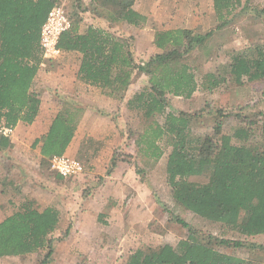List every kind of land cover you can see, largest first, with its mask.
Listing matches in <instances>:
<instances>
[{
	"label": "trees",
	"instance_id": "1",
	"mask_svg": "<svg viewBox=\"0 0 264 264\" xmlns=\"http://www.w3.org/2000/svg\"><path fill=\"white\" fill-rule=\"evenodd\" d=\"M76 1V10L68 14L71 25L61 33L58 46L63 54L79 55L78 78L110 96L123 97L142 73L147 75L143 87L128 100L129 108L144 122L134 139L136 172L146 176L168 146L167 182L179 204L240 236L264 235V112L258 120L250 117L228 131L218 122L212 136L193 130L191 114L168 111L166 102L168 95L190 98L197 91L264 79V41L226 49L228 61L215 70L200 73L189 62L195 50L205 49L215 30L230 22L231 14L244 9L243 0H213L212 15L219 23L207 32L187 27L157 30L153 43L161 52L143 64L136 63L130 41L103 27L82 29L79 14L89 10L111 24L141 29L148 16L135 9V0H92L91 8L83 0ZM58 4L59 0H0V126L31 124L39 115L42 99L35 87L43 59L41 31ZM80 110L78 102L64 101L48 131L35 140L32 147L40 146V166L50 167L52 157L67 152L81 120ZM225 111L219 109L218 113L223 116ZM12 147L10 138L1 136L0 154ZM112 158L109 172L116 164ZM56 177L65 178L59 173ZM200 178L204 181L197 180ZM176 220L188 227L185 238L158 249L137 248L125 264H264L222 249L243 246L241 239L201 235L183 218ZM61 222L57 205L42 206L27 195L0 221V258L47 248L40 263L49 264L54 254L53 235Z\"/></svg>",
	"mask_w": 264,
	"mask_h": 264
},
{
	"label": "rangeland",
	"instance_id": "2",
	"mask_svg": "<svg viewBox=\"0 0 264 264\" xmlns=\"http://www.w3.org/2000/svg\"><path fill=\"white\" fill-rule=\"evenodd\" d=\"M83 2L91 8L92 0ZM183 2V0L177 2L179 4L177 8ZM169 4L167 1L166 6ZM59 5H63L68 14H72L73 10H76L77 1L59 0ZM211 5L213 0H189L185 3L183 11L189 13L188 18H184V27L196 32H207L215 28L219 20L212 15ZM243 5L244 9L239 8L228 17L230 22L225 27L214 31L205 49L192 53L189 62L198 72L215 70L218 64L228 61L226 49L242 48L257 41H264V0H243ZM175 11L176 8L173 12ZM79 14L82 16V29L88 25L103 27L123 40L130 41L137 64L148 63L155 54L161 52L151 41V34L141 35L139 29L122 23L111 24L105 17L95 15L89 10L80 11ZM130 36H134V39ZM70 56L71 60L78 59L75 54ZM61 60L62 55L58 60L48 62L46 67L41 68L43 73L63 69ZM49 66L52 69L49 70ZM146 80L147 75L142 73L132 87L139 89ZM57 86V88L43 86L41 83L37 84L35 89L40 93L54 90L56 95L54 100L58 101V94L61 93L60 86ZM166 102L168 111L191 114L193 130L213 136L214 127L218 122L222 121L223 131H228L232 125L245 123L250 117L256 120L261 117V113L264 112V79L245 81L242 84L231 83L214 91H197L190 98L168 95ZM78 106L83 108L80 110L81 118L85 103L78 102ZM219 109L226 110V114L220 116ZM132 115L129 130L134 140L144 122L136 113ZM160 120L163 121V117L160 116ZM27 132V126L19 128V131L16 129L18 136ZM25 143L24 141L17 146L15 142L9 152L0 154V221L12 213L27 195L37 198L42 206L57 205L62 211V222L53 235L54 254L49 264H125L127 258L137 248L158 249L166 242L177 244L179 240L185 238L189 229L182 226L176 220L177 217L183 218L199 234L202 233L201 235L210 233L218 237L241 239L243 246H226L222 249L240 257L264 261V248L260 247V244H264V235L240 236L236 232L224 229L216 222L196 215L173 198L166 175L165 156L170 150L168 146L165 155L145 178L142 177L141 180L138 176L144 186L140 198L136 193L134 196V192L129 193L126 190L119 202L109 195L114 189V185H111L105 176L109 172L110 162L103 168L105 163L96 160L95 154L98 153L94 152H97V143L89 144L87 150H83L82 156H73L84 163L85 170L68 178H57L51 164L50 167L36 166L35 158H32L34 154L29 149V144ZM130 145H133V141ZM130 152H118V157L124 155V158L129 159L133 165L132 162L136 159L135 147L132 146ZM197 180L204 181L202 178ZM50 181H54L55 185L50 187ZM50 188L53 189L52 194ZM117 204L120 210L114 211L112 207ZM100 214L102 217H99ZM81 219L87 221L84 228L82 227L83 239H79L74 233L76 223ZM95 222L101 224L98 231L101 232V238L90 241L92 233L97 229L94 226ZM67 228H70L69 234L65 237L63 233ZM46 251L47 248H43L21 256L3 257L0 258V264H41L40 261Z\"/></svg>",
	"mask_w": 264,
	"mask_h": 264
},
{
	"label": "crops",
	"instance_id": "3",
	"mask_svg": "<svg viewBox=\"0 0 264 264\" xmlns=\"http://www.w3.org/2000/svg\"><path fill=\"white\" fill-rule=\"evenodd\" d=\"M167 1L170 2L168 7L166 6ZM179 1L180 0H135V9L148 16V21L145 26L139 29L141 35L151 34V41H153L154 34L159 29L184 27V18H188L187 13L189 12L183 11V5L189 2V0H183L184 2L179 6V8L181 7L180 9L177 8L179 5L177 2ZM163 7L165 9H163ZM210 7L211 10H209L213 12V5ZM175 8L176 11L173 12ZM72 54H75L78 59L75 61L71 60L70 55ZM61 61L63 62V69H58L56 72L51 70L48 73H43L42 69H40L36 77V85L43 83V86L49 85L55 88L58 87L57 85L60 86L59 92L61 94H58V101L54 100L56 97L54 90H49V92L43 91L40 95L42 103L39 115L31 124L19 122L16 125L17 131H19V128L21 129L27 126L28 132L19 136L17 135L18 132L15 133L10 139L13 146L15 142L17 146L24 143V141L26 142L25 144H29V149L34 154L32 158H35V165L39 166L41 158L40 146L38 145L33 148L32 145L36 139L40 138L48 131L52 118L59 107L61 108L63 102L66 100L85 103L84 113L78 124L76 134L65 154L69 156H82L83 150H87L89 144L97 143V152L94 153H98L95 154L97 161H103V163H105L103 168H105L109 162L111 164L112 157L116 158L115 167L105 175L107 176L108 182L114 185V189L109 193L111 198H115L120 202L121 195L126 190V192L129 193L134 192V196L136 193L140 198V192L144 188L141 182L142 175L136 172L129 159H125L124 155L118 157V152L131 153L132 146L133 148L135 147L131 130H129L132 114L135 113V111L129 108L128 100L137 89L132 87L131 84L123 97L110 96L106 90L83 83L78 78L79 55L77 53L65 52L62 54ZM70 66H72V68H70ZM50 68L52 69L51 66H49V70ZM132 141L133 145H130ZM138 176L141 177V180ZM143 178H145V176ZM49 185L52 187V185H55V182L50 181ZM50 193H53L52 188H50ZM132 198L128 197V199ZM113 208L115 209L114 211H116V209L120 208L119 204L113 206L112 209ZM111 213L113 212L111 211ZM85 223H87V221L81 219L76 223L77 227L74 228V233L79 239H83L82 227L84 228ZM99 225L101 224L95 222L94 226L97 229L95 233H92L93 237H90V241L101 238V232H98Z\"/></svg>",
	"mask_w": 264,
	"mask_h": 264
},
{
	"label": "built area",
	"instance_id": "4",
	"mask_svg": "<svg viewBox=\"0 0 264 264\" xmlns=\"http://www.w3.org/2000/svg\"><path fill=\"white\" fill-rule=\"evenodd\" d=\"M69 15L63 5H55L47 17L41 31L40 45L42 47L41 68L46 67L48 62L57 60L63 54L58 46L62 32L70 27ZM16 126L3 124L0 126L1 136L12 138L16 133ZM51 168L65 178L81 174L85 170L84 163L77 157L67 154L54 156L50 159Z\"/></svg>",
	"mask_w": 264,
	"mask_h": 264
}]
</instances>
